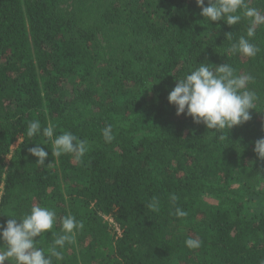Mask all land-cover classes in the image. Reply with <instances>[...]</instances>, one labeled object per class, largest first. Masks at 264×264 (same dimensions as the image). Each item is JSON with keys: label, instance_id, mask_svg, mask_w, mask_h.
Here are the masks:
<instances>
[{"label": "trees", "instance_id": "trees-1", "mask_svg": "<svg viewBox=\"0 0 264 264\" xmlns=\"http://www.w3.org/2000/svg\"><path fill=\"white\" fill-rule=\"evenodd\" d=\"M247 2L264 15V0ZM201 11L196 0H0V224L34 204L54 210L37 237L46 255L62 252L53 264H264V159L254 151L264 137V25L248 38L247 19L210 22ZM241 36L259 47L255 57L231 52ZM201 63L254 77L250 120L212 130L176 114L168 95ZM34 120L41 132L29 138ZM48 126L88 151L53 157ZM37 144L45 165L29 151ZM153 197L158 211L145 206ZM68 215L84 228L60 249Z\"/></svg>", "mask_w": 264, "mask_h": 264}, {"label": "clouds", "instance_id": "clouds-1", "mask_svg": "<svg viewBox=\"0 0 264 264\" xmlns=\"http://www.w3.org/2000/svg\"><path fill=\"white\" fill-rule=\"evenodd\" d=\"M201 7V14L210 22L225 21L228 25H237L243 19L248 20L247 37L256 35L258 25H264V15L256 8L251 7L247 0H196ZM231 39V32L226 34ZM260 51L259 47L241 36L238 44H233L231 52H239L247 57H255ZM177 79V78H176ZM254 79L251 75H237L236 70L228 63L217 65L215 70L201 63L195 70H191L184 78L177 79L175 87L168 95V101L176 107V114H185L192 117L197 124L203 123L208 129L224 130L232 129L251 119L250 109L256 108L257 96L250 91L247 85ZM41 132V123L34 120L28 124L27 136L34 137ZM43 136L52 141L51 153L53 157L62 154H74L80 160L88 151L87 142L80 139L72 132L65 131L53 139L54 128H43ZM103 137L106 143L115 139L112 126L103 129ZM223 140V135L220 136ZM30 153L38 157L37 163L45 165L49 153L40 144L29 149ZM254 151L261 159H264V137L256 140ZM48 166L51 163L47 164ZM177 198L172 197L175 202ZM152 211L159 210V200L153 197L145 205ZM177 217L183 218L187 212L176 208ZM7 220L6 226L0 224V240L6 248L0 250V264L5 261H15V264H53V257L63 259L61 251L53 247L50 255L38 247L39 239L48 230H51L56 221V212L48 207L33 205L30 213L20 218L15 216ZM19 221V222H18ZM84 228L83 222L77 221L74 216H65L62 220L63 234L58 236L54 244L63 249L65 244H71L75 240V231ZM202 242L195 238H188L185 245L189 249H198Z\"/></svg>", "mask_w": 264, "mask_h": 264}, {"label": "rangeland", "instance_id": "rangeland-1", "mask_svg": "<svg viewBox=\"0 0 264 264\" xmlns=\"http://www.w3.org/2000/svg\"><path fill=\"white\" fill-rule=\"evenodd\" d=\"M65 8H67V6H65ZM260 13H261V12H260ZM261 14H262V13H261ZM262 15H263V14H262ZM70 87H71V83L69 82L68 85H67V88H70ZM141 136H142V135H140V134L137 135L138 138H140ZM19 142H20V141H17L15 144L12 145V147H11V152H10V154L6 157V163H7V164L10 162L11 157H12V154L14 153V151H15L17 145L19 144ZM255 200H259V199H258V198H255ZM258 206H259V207H263L264 204H263L262 202L259 201ZM109 220H110V223H111V225H112V227H111V232H112L113 234L119 233L118 226L115 224L113 218H109ZM5 264H10V263H9L8 261H5Z\"/></svg>", "mask_w": 264, "mask_h": 264}]
</instances>
